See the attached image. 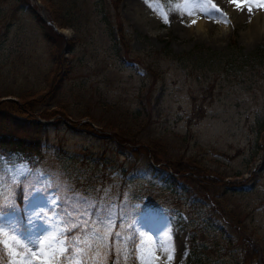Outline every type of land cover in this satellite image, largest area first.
Returning <instances> with one entry per match:
<instances>
[{
  "label": "rangeland",
  "instance_id": "1",
  "mask_svg": "<svg viewBox=\"0 0 264 264\" xmlns=\"http://www.w3.org/2000/svg\"><path fill=\"white\" fill-rule=\"evenodd\" d=\"M112 2L0 0V101L36 100L23 123L40 144L32 162L0 155L23 187L20 211L0 209L7 261L54 264L75 228L88 264H242L249 246L264 264V38L246 33L264 0ZM167 162L216 178L197 187Z\"/></svg>",
  "mask_w": 264,
  "mask_h": 264
},
{
  "label": "trees",
  "instance_id": "2",
  "mask_svg": "<svg viewBox=\"0 0 264 264\" xmlns=\"http://www.w3.org/2000/svg\"><path fill=\"white\" fill-rule=\"evenodd\" d=\"M160 1H168V0H160ZM171 1H178V0H171ZM118 0H113L112 4L115 9H117ZM75 8L74 4H70L68 2L67 13L70 15L73 13ZM56 9L53 11L55 13ZM65 13L61 14V17ZM54 16H56L54 14ZM116 17L118 18V13L116 12ZM114 28L117 34V40L121 44V47L124 53L128 52L129 50V43L128 39H125V33L123 29V23L121 20L116 19ZM37 19L41 22L42 28L48 27L45 23H43L38 17ZM54 19H57L54 17ZM59 26H71L75 27L71 21H64L61 20L58 23ZM57 34V33H55ZM43 35L48 40L51 41L49 34L43 29ZM127 55V54H125ZM54 76L49 77V81H52ZM54 83V82H53ZM21 98V99H20ZM18 101H14L11 99H7L5 101H0V154L7 155L11 150H18L22 154H24L29 160L34 159L36 154L39 151V137H35L33 132L30 130L29 124H24L23 122L26 121L27 118H32L31 115L32 111L36 107V100L32 98H23L19 94ZM57 113L56 110L49 112V114L55 115ZM199 112L196 113L195 115ZM38 116L46 117L47 115L44 114L42 110L37 112ZM34 119V118H33ZM36 120V119H34ZM5 122L6 124H3ZM38 124V123H36ZM6 125L13 128H26L31 133H24L21 135H17L14 132H6L2 131L6 129ZM26 125V126H25ZM32 125V123H31ZM82 125L85 129L91 130L90 123L88 121L82 122ZM107 129L116 128L115 125L110 124L107 122L104 126ZM118 127V126H117ZM118 129H121L118 127ZM117 133V132H116ZM125 132L119 133L121 135H125ZM132 136V135H131ZM115 141L121 142V138L114 136L113 138ZM131 142H134L133 137ZM138 142V141H135ZM140 148H146L148 145L138 144ZM183 165L180 162H167L165 168L174 176L176 177H187L191 181L194 182V185L197 187H205L207 183H210L213 179L216 178L215 175L209 176L208 173L205 172V167L198 163H184ZM21 185H19L18 181H13L10 174L4 168L3 162L0 160V207H7L9 208H21ZM72 233L73 229H69L66 231L67 236V247L65 248L64 252L58 254L54 259L56 264H88V260H86L82 255L77 253V246L75 242L72 240ZM1 235V234H0ZM254 248L249 246L246 248L243 258L242 264H247L249 260H252L254 256ZM255 252V251H254ZM8 256L4 252L3 246L0 243V264H10L8 261Z\"/></svg>",
  "mask_w": 264,
  "mask_h": 264
},
{
  "label": "bare ground",
  "instance_id": "3",
  "mask_svg": "<svg viewBox=\"0 0 264 264\" xmlns=\"http://www.w3.org/2000/svg\"><path fill=\"white\" fill-rule=\"evenodd\" d=\"M261 19L259 21V25H258V28L255 30V32H246L247 33V36L249 37L250 36H263L264 38V11L262 12V14L259 16ZM258 18V17H257ZM202 22L201 21H197L196 22V25L199 27L201 26ZM157 223V222H156ZM162 230L160 231H157V240H158V243H159V250H160V254H164V252L166 250H170L172 253H175V248L173 247V243H166L164 242L163 240V234L161 233ZM166 238V237H165ZM167 240V239H166ZM170 240V239H169ZM174 241V240H173ZM177 242V241H176Z\"/></svg>",
  "mask_w": 264,
  "mask_h": 264
},
{
  "label": "snow or ice",
  "instance_id": "4",
  "mask_svg": "<svg viewBox=\"0 0 264 264\" xmlns=\"http://www.w3.org/2000/svg\"><path fill=\"white\" fill-rule=\"evenodd\" d=\"M234 2H235V0H234ZM243 2L247 3L248 0H243ZM253 2H254V0H253ZM241 6H243L242 3L237 2V7H241ZM257 6H258V7H264V3H260V4H258ZM249 7H250V5H249ZM81 202L83 203V202H85V201H81ZM73 211H76V210H73ZM96 211H100V209L97 208ZM80 219H83V220L85 221V223H84L83 225H78V227H83L84 229H87V228H88L87 214L81 216ZM171 258H172V257L170 256L169 259H171Z\"/></svg>",
  "mask_w": 264,
  "mask_h": 264
}]
</instances>
